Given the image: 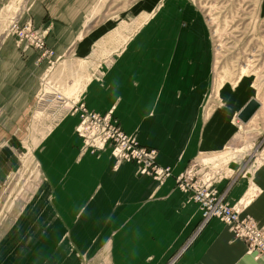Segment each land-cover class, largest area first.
I'll use <instances>...</instances> for the list:
<instances>
[{"label":"crops","instance_id":"obj_1","mask_svg":"<svg viewBox=\"0 0 264 264\" xmlns=\"http://www.w3.org/2000/svg\"><path fill=\"white\" fill-rule=\"evenodd\" d=\"M9 1L0 0V14ZM96 1L29 0L21 20L48 29L46 44L57 56L69 51L74 58L90 55L98 62L103 58L99 36L109 27L83 32ZM142 35L134 42L125 38L120 46L103 44L109 58L97 63L78 100L88 110L111 111L124 132L157 150L156 162L171 169L161 184L136 175L134 163L115 168L108 148L99 156L81 152L82 140L74 131L78 114L53 122L36 116L47 63H36L33 49L16 46L11 37L0 39V264H114L119 242L137 246L122 264H264V255L249 253L221 220L201 225L198 205L175 183L193 166L211 178L225 202L264 227V158L256 156L249 165L251 150H242L250 121L237 118V106L205 116L204 91L196 84L204 66L198 76L181 85L176 81L183 92H171V107L149 106L147 63L150 57L162 58L163 50L147 53L145 43L138 44ZM160 71L162 64H154L151 90ZM150 112L159 117L147 119ZM152 124L160 135L146 132Z\"/></svg>","mask_w":264,"mask_h":264},{"label":"rangeland","instance_id":"obj_2","mask_svg":"<svg viewBox=\"0 0 264 264\" xmlns=\"http://www.w3.org/2000/svg\"><path fill=\"white\" fill-rule=\"evenodd\" d=\"M28 5L29 0L4 3L0 14V39L11 40V37L15 45L28 44L36 54L35 62L47 63L48 68L38 94L36 116L47 115L53 122L64 114H78L79 121V112H72L74 108L71 107L79 103L80 89L97 72V63L103 64L101 62L108 60L103 44L112 42L120 46L125 38L129 37L130 42H134L142 33L144 39L138 44L141 46L145 43L143 46L147 53L155 47H162L164 51L159 52L163 57H157V61L153 57L148 59L149 106L171 107V92H183L181 88H176V81H180L181 85L190 76H198L197 73L204 66V73L196 84L199 91L205 92L200 99L205 116L210 117L219 108L237 106L240 109L247 98L253 97L259 107L249 119L250 134L244 131L245 147L242 150H251L249 165L255 164L256 156L257 160L259 156L264 158V0H97L88 18L84 19L83 32L97 25L107 24L109 27L107 34L99 36V52L103 58L98 62H92L90 55L74 58L69 51L61 57L57 56L55 50L46 44L48 29L33 25L29 19L21 20L27 14ZM14 18L20 27L30 23L42 40L41 48L35 42L29 44L19 33L10 32L9 27ZM164 30L170 33L164 36L161 33ZM164 39L169 40L167 45ZM160 63L162 71L154 76V89L151 90V69L154 64L157 66ZM154 117L158 118L159 115H152V112L146 115L147 119ZM162 117L171 119L176 116ZM112 118L118 123L117 118L113 115ZM144 129H147L148 134L161 133L156 124ZM128 135L140 144L135 133ZM106 148L112 156L110 148ZM100 152L90 154L99 156ZM222 158L226 160L224 155ZM123 162L126 161L117 162L115 159L114 167ZM134 165L135 174L141 175ZM130 249L132 247L128 243H116L114 264H122L127 260L125 255H132V250H136L137 246L129 252Z\"/></svg>","mask_w":264,"mask_h":264},{"label":"built area","instance_id":"obj_3","mask_svg":"<svg viewBox=\"0 0 264 264\" xmlns=\"http://www.w3.org/2000/svg\"><path fill=\"white\" fill-rule=\"evenodd\" d=\"M10 32H17L30 42L41 48L42 40L30 23L20 27L14 18ZM29 48L28 44H23ZM72 110L79 112V122L75 127L82 140V151L97 153L110 148L117 162H133L141 175L150 176L158 183L164 182L170 175L169 166H161L156 162V149L138 144L135 139L123 132L117 121L112 118L111 111L104 114L90 111L82 103H77ZM70 108V109H71ZM179 190L188 194L190 200L198 205L201 214V225L212 218L224 222L235 238L242 240L247 251L254 256L264 255V228H260L249 216L244 215L235 206L224 201V193H220L209 176L198 173L193 166L188 167L175 177Z\"/></svg>","mask_w":264,"mask_h":264},{"label":"water","instance_id":"obj_4","mask_svg":"<svg viewBox=\"0 0 264 264\" xmlns=\"http://www.w3.org/2000/svg\"><path fill=\"white\" fill-rule=\"evenodd\" d=\"M259 103L255 99H250L247 104L238 112L237 118L246 122L250 119V117L254 114V112L258 109Z\"/></svg>","mask_w":264,"mask_h":264},{"label":"bare ground","instance_id":"obj_5","mask_svg":"<svg viewBox=\"0 0 264 264\" xmlns=\"http://www.w3.org/2000/svg\"><path fill=\"white\" fill-rule=\"evenodd\" d=\"M250 99H254L253 97H249V98H247L245 101H248V100H250ZM245 101L243 102V105L245 104ZM247 104V103H246ZM245 104V105H246ZM243 105L241 106V108L243 107ZM241 108H240V110H241Z\"/></svg>","mask_w":264,"mask_h":264}]
</instances>
